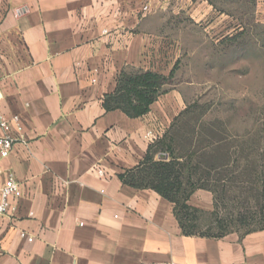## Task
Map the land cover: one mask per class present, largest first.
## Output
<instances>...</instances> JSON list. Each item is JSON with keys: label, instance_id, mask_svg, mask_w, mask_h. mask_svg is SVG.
Wrapping results in <instances>:
<instances>
[{"label": "crops", "instance_id": "crops-1", "mask_svg": "<svg viewBox=\"0 0 264 264\" xmlns=\"http://www.w3.org/2000/svg\"><path fill=\"white\" fill-rule=\"evenodd\" d=\"M236 1L0 0V114L22 127L0 161V186L11 176L21 192L17 213L0 220V264H264V231L184 236L171 203L119 180L179 97L172 107L167 92L139 118L102 107L124 68L168 75V27L183 26L180 47L189 19L230 37ZM244 1L264 24V0ZM188 205L211 212L212 195L198 190Z\"/></svg>", "mask_w": 264, "mask_h": 264}, {"label": "trees", "instance_id": "trees-1", "mask_svg": "<svg viewBox=\"0 0 264 264\" xmlns=\"http://www.w3.org/2000/svg\"><path fill=\"white\" fill-rule=\"evenodd\" d=\"M174 70L173 66L163 75L122 69L114 91L103 97L102 107L129 118L146 115L168 92ZM224 132L220 122L202 120L186 108L148 146L139 164L118 178L125 186L151 190L171 203L184 236L219 239L230 233L264 231V137L234 142ZM159 154L167 159L159 160ZM198 190L212 195L208 219L203 218V211L188 205Z\"/></svg>", "mask_w": 264, "mask_h": 264}, {"label": "rangeland", "instance_id": "rangeland-1", "mask_svg": "<svg viewBox=\"0 0 264 264\" xmlns=\"http://www.w3.org/2000/svg\"><path fill=\"white\" fill-rule=\"evenodd\" d=\"M235 5L237 29L230 37L205 30L208 20L195 24L189 19L188 41L180 47L183 26L168 27L177 44V58L172 62L174 77L166 89L169 99H174L172 107L175 97L180 99V111L172 108L174 117L190 108L202 120L220 122L225 129L222 134L240 142L264 137V24L255 20L249 2L237 0ZM218 7L222 12L223 4ZM157 121L152 130L163 132L172 122ZM203 213L208 219L209 212Z\"/></svg>", "mask_w": 264, "mask_h": 264}, {"label": "built area", "instance_id": "built-area-1", "mask_svg": "<svg viewBox=\"0 0 264 264\" xmlns=\"http://www.w3.org/2000/svg\"><path fill=\"white\" fill-rule=\"evenodd\" d=\"M144 10H146V8H144ZM23 12L24 9H16L14 10V16L18 17ZM12 130L15 131V133L21 132L22 127L19 117L13 115L10 118H6L0 114V131L2 133L0 136V161L8 157L16 142V139L12 135ZM162 134L163 131L161 130L157 131L150 129L144 138L149 144H152L160 138ZM95 171L99 176H103L104 174L102 169L98 167H95ZM20 198L21 192L19 186L13 181L11 176H8L0 186V220L3 217H13L17 213ZM20 236L26 238L28 241H32V239L24 233H21Z\"/></svg>", "mask_w": 264, "mask_h": 264}, {"label": "water", "instance_id": "water-1", "mask_svg": "<svg viewBox=\"0 0 264 264\" xmlns=\"http://www.w3.org/2000/svg\"><path fill=\"white\" fill-rule=\"evenodd\" d=\"M158 159H159V160H166L167 157H166V155H164V154H159V155H158Z\"/></svg>", "mask_w": 264, "mask_h": 264}]
</instances>
